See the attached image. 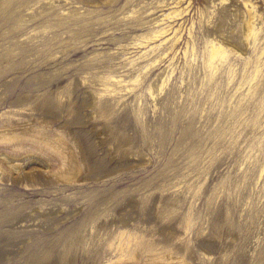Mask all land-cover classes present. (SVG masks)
Masks as SVG:
<instances>
[{"label": "rangeland", "instance_id": "1", "mask_svg": "<svg viewBox=\"0 0 264 264\" xmlns=\"http://www.w3.org/2000/svg\"><path fill=\"white\" fill-rule=\"evenodd\" d=\"M172 1L0 0V113L44 116L35 105L48 100L57 107L45 117L82 156L80 183L22 198L31 213L64 211L52 230L38 218L18 224L38 230L25 242L76 231V264H90L93 250L106 256V233L124 230L130 244L153 242L188 264H264V40L257 57L242 39L245 6L264 36V0H183L164 21H184L175 51L147 64L137 57L151 45L136 43L165 26ZM209 40L224 48L212 75ZM36 162L25 170L38 172ZM86 219L111 222L91 236ZM22 247L0 251V264L28 262L34 252Z\"/></svg>", "mask_w": 264, "mask_h": 264}, {"label": "bare ground", "instance_id": "2", "mask_svg": "<svg viewBox=\"0 0 264 264\" xmlns=\"http://www.w3.org/2000/svg\"><path fill=\"white\" fill-rule=\"evenodd\" d=\"M182 1L173 0L168 3V5L173 4L174 7H177L163 15L164 17L160 21L165 26L152 30L142 36L136 43L137 48L151 45L137 58L147 57L149 58V63L147 64H155L165 58L166 55L171 54V51H175L179 38L178 34L181 32V26L184 21L180 24L176 23L177 26H172L164 21L166 19L174 21V19L179 18L183 11L188 8V6H184L183 9L178 8ZM252 8V6H245L246 13L242 21V39L246 47L257 51L256 55L258 57L261 54L259 47L264 40V36L260 32L261 27L257 26L254 21ZM192 24L189 26V34ZM188 43V40L185 41L182 49L185 57L188 51ZM207 48L208 58L205 68L212 75L222 66L218 58L223 56L224 48L219 42L214 40L208 41ZM152 53L154 55L149 57ZM258 73H260L258 66H254L251 76L254 77ZM119 82L117 81V83ZM93 99V106H98L100 109L107 106L106 101L100 102L95 96H93ZM18 103L19 100L13 103L9 102L8 107L18 105ZM35 106L43 112L44 116H39L36 113L37 108L34 113L22 112L23 109H21L22 111L9 110L0 113V185L9 183L7 184L9 187L2 186L0 188V197L2 198L0 200V251L23 244L22 248L25 251L34 252L25 264H76V256L73 252L76 251L79 244L83 243L82 235L80 236L76 231L70 233L67 237L58 239L56 242H48L41 239H32L31 242H25V236L35 237L38 230L25 231L21 227L26 225L18 226L21 222L31 220L34 222L38 218V224L42 226L43 231L52 230L55 224L60 221L56 222L54 214L55 212H60L62 215L64 213L62 208L53 212L40 207L42 210L35 209L37 211L34 210L35 212L31 213V211H27L30 208L29 203L21 200L25 197V194L32 197V195L45 191L44 189L46 188L43 187L49 188L61 182L75 184L77 183L76 181L79 182L78 174L81 170L80 157L82 156L80 152L76 151V142L74 145L70 143L68 138L60 133L58 127L53 129L52 122L46 118L47 116L55 117L52 107L56 108L57 106L51 105L48 100ZM36 161L40 163L41 167L38 172L32 169L29 171L25 170V166ZM40 179H43V181L40 182ZM15 189L23 192L13 193L12 191ZM94 220L86 219L84 221V225L89 226L90 231H87L86 234L91 233V236H96L101 228L105 231L109 228L111 222L106 219L95 223ZM109 232L106 233L107 241L105 243L106 249L104 250L106 256H102V252L99 249H95L91 256H87V259H90V264H99L100 261L103 264H150L152 262L188 264L183 258L176 259L171 255H157L156 244L153 242L130 244L129 240L123 239L124 230ZM113 234L114 236L112 237ZM40 247L43 252L39 250ZM54 249H58V257L56 261L52 262L48 260L47 256ZM183 251L184 249L181 252L177 251V253H183ZM41 260H48V262L40 263ZM79 263L86 264L83 262V258H81Z\"/></svg>", "mask_w": 264, "mask_h": 264}]
</instances>
